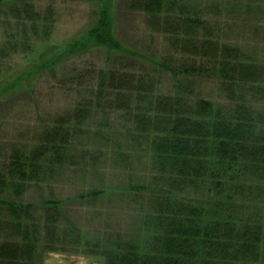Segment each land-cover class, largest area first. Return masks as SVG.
Masks as SVG:
<instances>
[{
    "label": "trees",
    "instance_id": "obj_1",
    "mask_svg": "<svg viewBox=\"0 0 264 264\" xmlns=\"http://www.w3.org/2000/svg\"><path fill=\"white\" fill-rule=\"evenodd\" d=\"M42 1L0 0V11L5 7L15 20L0 60L50 36L54 7L39 9ZM99 2L78 47L64 48L40 68L95 46L124 50L113 32L110 0ZM194 2L131 4L169 44L172 56L153 64L173 76L174 92L159 93L147 72L100 71L96 86L85 93L91 96L57 116L36 144L1 155L0 264H45L39 260L43 252L98 256L103 264H264V63L219 41ZM201 76L217 81L225 103L193 89ZM99 109L127 117L129 146H142L147 156L142 180L134 183L129 176L124 191L97 187L65 199L52 192L37 201L25 200L32 187L42 188L43 178L59 177L77 142L91 138L89 123ZM95 130L96 139L111 142L104 128ZM81 148L78 158L84 161L87 152ZM101 156L88 159L96 163ZM118 157L130 159L123 153ZM94 163H83L80 169H96ZM112 191L127 194L136 205L137 229L113 242L87 236L71 210Z\"/></svg>",
    "mask_w": 264,
    "mask_h": 264
},
{
    "label": "rangeland",
    "instance_id": "obj_2",
    "mask_svg": "<svg viewBox=\"0 0 264 264\" xmlns=\"http://www.w3.org/2000/svg\"><path fill=\"white\" fill-rule=\"evenodd\" d=\"M190 1H195L196 10L203 14L219 41L238 46L254 58L252 60L264 63V0ZM110 2L115 39L124 50L113 52L106 47L95 46L46 69L40 67L54 60L64 48L78 47V42L94 22L100 2L43 0L38 3L39 9L54 7V26L50 36L34 40L28 51L20 48L21 51L0 60V167L4 159L1 155L36 144L57 116L73 111L82 98L90 97L85 93L90 85L96 86L100 71L117 68L132 70L138 75L147 72L157 82L159 93L175 91L173 76L156 69L153 64L154 60H168L172 56L165 37L149 27L148 16L144 12L132 8V0ZM5 10L3 7L0 11V48L7 46L15 24L14 18L5 14ZM79 73L81 78L76 77ZM193 89L205 97L225 103L214 78L199 77ZM105 110L94 112L89 123L91 138L73 146L70 151L72 158L59 177L43 178L42 188L32 187L25 200L37 201L47 198L52 192L65 199L97 187H119L116 190L124 191L130 181L129 176L133 177L134 183L142 180L147 167L146 152L142 146H129L125 134L129 124L125 114L114 109ZM99 126L105 129L104 133L112 143L99 141L92 135ZM88 144H91L90 149ZM82 146L87 152L84 161L78 158ZM101 153L104 157H99L96 163L90 160ZM122 153L130 159L123 161L122 156L118 157ZM83 163H94L96 169L85 172L80 169ZM125 195L120 192L113 194L112 191L92 204L82 206L78 202L70 216L90 237L99 235L113 242L120 237L131 236L137 229L134 224L138 217L135 216L136 205ZM39 260L45 264H103L101 257L69 252H43Z\"/></svg>",
    "mask_w": 264,
    "mask_h": 264
}]
</instances>
